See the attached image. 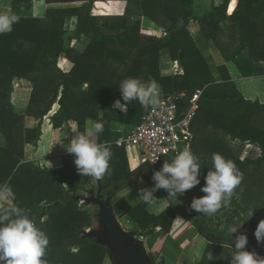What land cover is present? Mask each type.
I'll list each match as a JSON object with an SVG mask.
<instances>
[{
    "label": "trees",
    "instance_id": "obj_1",
    "mask_svg": "<svg viewBox=\"0 0 264 264\" xmlns=\"http://www.w3.org/2000/svg\"><path fill=\"white\" fill-rule=\"evenodd\" d=\"M35 1L41 0H12V13L20 18L19 23L10 33L0 34V134L7 141L6 147H0V197L10 192L12 206L25 210L47 235L49 245L43 257L47 264H103L108 248L84 238L92 219L80 207L78 194L86 189L77 184L75 169L64 166L51 171L26 162L25 145H37L42 130L25 129L24 116L12 103L17 80L33 85L27 115L37 121L48 119L52 131H61L71 141L85 131L88 121L104 123L96 142L111 145L109 185L133 175L142 178L140 172L128 170L126 149L117 147L120 134L112 130L113 123L140 125L151 109L138 99L124 101L121 83L130 77L140 78L144 84L154 80L165 95L201 92L197 116L201 113L203 121L223 130L232 141L257 145L261 157L250 163L257 169L264 165V128L257 124L260 114L264 115V103L246 98L225 66L218 68V80L188 30V23H198L205 40L213 42L227 62L248 51L262 64L264 74V0L213 3L203 17L194 12L195 0H133L166 30L157 37L142 36L139 24L126 16L113 15V19L100 22L95 4L108 0H44L49 8L44 19L23 16ZM69 17L81 21L74 31L64 29ZM84 36L92 38L80 52L72 42ZM165 52L177 69H184L183 76L161 75L160 60ZM62 57L70 64L68 70L59 65ZM118 100L126 105V112L115 108ZM151 182L149 179L142 186ZM109 185L104 186L106 191ZM117 195L115 189L108 197L115 200ZM113 206L119 217L137 223L141 236L162 232L149 255L153 263L160 260L170 237L173 213L167 210L154 216L144 202L133 206L126 199L113 202ZM242 219L251 227L259 224L257 219Z\"/></svg>",
    "mask_w": 264,
    "mask_h": 264
},
{
    "label": "crops",
    "instance_id": "obj_2",
    "mask_svg": "<svg viewBox=\"0 0 264 264\" xmlns=\"http://www.w3.org/2000/svg\"><path fill=\"white\" fill-rule=\"evenodd\" d=\"M223 1L224 0H195L193 9L196 16L203 17L204 14L210 10L213 3L219 5ZM194 23L193 32H191V29L189 28L188 30L214 76L220 80L218 68L225 66L232 81L236 83L241 93L246 98L250 100H259L261 103H264V74L261 67L262 64L257 63L248 51L243 53L235 61L227 62L215 44L205 40L201 33L199 24L196 22ZM65 61L66 59L64 62ZM59 65L61 66L60 63ZM61 67L63 68V66ZM160 72L164 77L184 75V69H177L166 52L163 53L160 60ZM32 92L33 85L29 81L17 80L15 82V90L12 94V103L17 113L24 116L25 129L33 130L40 127L42 130V136L37 142V145H25L24 156L26 162H32L35 167H42L51 171L60 170L64 168V166H68L71 169H75V173L78 174V166L75 164L76 157L74 154L67 152V148L72 142L71 139L63 137L61 131H52L48 119L37 121L35 118L27 115ZM161 93H163V91L159 88V100L161 99ZM120 105L122 104L120 103ZM115 108L122 112L127 111V108L126 111L121 110L120 106L116 104ZM91 122L92 121H88L87 126H89ZM134 127L136 126L127 127L121 123L112 124V130L120 134L119 140L125 137V135L128 134ZM92 139L96 142V137H93ZM6 145V139L0 134V147H6ZM125 149L128 170L131 174H136L138 169L142 167L143 162H141L142 160H138L133 153H130L134 152L133 149ZM193 149L194 143L192 146V152ZM130 154L133 155L132 157L135 165L134 169H131L128 165L130 161L129 158L131 156ZM171 161L172 160L169 159L166 160L168 163H171ZM157 194L159 195L157 197L155 212L152 211L154 206L149 208L151 209L150 211L156 216H160L167 210L174 215L170 237L162 253L165 264H200L205 262L204 259L207 256V252L210 247H213L210 250V252L212 251L213 253V259L207 262V264H218L220 261V264H232V257L236 253L235 240L240 235H246L248 238V243L245 246V249L250 252L257 253L260 258L264 259V243H258L254 235L258 225L251 227L245 221H241L242 218L240 219L236 214L230 215V213L227 218V210H225V207H222L215 214H212L211 220H202L200 218V212L192 209L190 205L187 204L185 198L181 201L179 199L176 200L174 205H172L165 195L159 192H157ZM206 195L208 194L205 192V196ZM13 200L14 196L10 192L5 191L0 197V207L7 205L12 206ZM194 215L197 217V220L193 218ZM203 221L207 224L212 223L216 226V228L214 227L211 231L214 232L217 230L221 240H215L217 242L215 245L210 242L211 238L207 237V234L201 231ZM248 221L251 222L252 220ZM232 225H240L237 227V231L235 233H230L228 231V227ZM161 235L162 232H157V241ZM258 244L260 245L262 251H258ZM222 257L225 258L222 259Z\"/></svg>",
    "mask_w": 264,
    "mask_h": 264
},
{
    "label": "clouds",
    "instance_id": "obj_3",
    "mask_svg": "<svg viewBox=\"0 0 264 264\" xmlns=\"http://www.w3.org/2000/svg\"><path fill=\"white\" fill-rule=\"evenodd\" d=\"M19 19L15 13L0 12V34L10 33L13 25L19 23ZM121 90L126 102L138 99L145 108L149 105L154 108L159 104V88L154 80L144 84L140 78H126L121 83ZM116 105L126 111V105H120L119 100L116 101ZM103 131L104 123L91 122L83 133L77 134L67 148V152L76 157L78 173L96 180H102L109 172V161L112 157L111 145L97 143L92 139ZM212 165L214 171L208 173L205 178L206 186L202 188V191L208 195L194 199L191 205V208L197 212L208 215L215 214L229 204L234 190L243 179V174L235 163L220 153L212 154ZM199 174V157L194 155L190 148L185 147L176 152L171 163H164L162 171L155 173L153 177L157 181L155 189L149 192L142 190L140 200L150 207L154 206L157 201L153 197V192L159 188L169 191L175 198L177 194H183L185 190L199 184ZM252 215L253 211H248L247 220ZM239 226H229L228 231L235 233ZM254 235L258 243H264V220L259 222ZM247 243L246 235L236 238V253L232 257V264H264V259L257 253L245 249ZM48 245L47 235L36 226L25 210L17 206L0 208V264H47L43 257ZM207 259H213L211 253L207 254Z\"/></svg>",
    "mask_w": 264,
    "mask_h": 264
},
{
    "label": "rangeland",
    "instance_id": "obj_4",
    "mask_svg": "<svg viewBox=\"0 0 264 264\" xmlns=\"http://www.w3.org/2000/svg\"><path fill=\"white\" fill-rule=\"evenodd\" d=\"M12 0H0V12H11L12 13ZM205 7V6H204ZM95 13H97L100 17V22H105L108 19H113V15H121L122 17L126 16L131 23H138L140 26V34L142 36H163L162 32L166 30L157 26V24L147 15L149 14L148 9H145L144 6L137 4L133 0H108V3L104 1H100L99 3L95 4ZM8 9V10H7ZM49 8L47 7L44 0L35 1L33 3V8L30 11L24 10L23 16L35 19H44L46 17L47 11ZM81 24V21L77 17H69L65 20L64 29L67 31H74L77 29ZM194 21L188 23V28L191 29L193 32L194 29ZM165 32H163L165 34ZM91 36H84L80 41H73L72 46L83 52L87 46L91 42ZM65 58L62 57L59 60L61 66L64 69L68 70L70 68L69 62L67 60L64 62ZM264 114V113H263ZM262 117L257 118V124L261 125L264 128V115L260 114ZM201 113L196 116L195 123L192 126V132L194 136V140L191 144V151L192 146L194 143L193 154L199 157V164H200V174L198 179L200 183L194 186L192 189L185 190L183 194H177L176 197H172L169 191L159 188L156 189L153 193L154 199L157 201V197L159 194L157 192L165 195L172 205L176 202V200H182L183 198L186 199L187 204L192 205L194 199L202 198L205 196V192L202 191V188L206 186V176L210 171H214V167L212 165V154L213 153H220L226 159L233 161L239 171L243 174V179L241 184L237 186L234 190V194L230 200V204L227 205L225 210H227L226 216L228 218L229 214H236L240 219L244 218L247 219V212L253 211V215L251 217L252 220L259 218L258 216L264 215V165H262L259 169L255 168L253 164L250 162L255 161L256 159L261 157V150L260 148L248 142H242L241 140L232 141L229 136H227L223 130L216 128L212 124H208L207 122L201 119ZM25 126V123H24ZM252 148H251V147ZM133 153L138 160H142V167L138 169L142 178L135 179L136 176H132L129 179H124L119 181L115 185H109L110 180L112 177L110 173L113 169H109V172L104 176L101 180L102 187L109 185L107 191L105 192L104 196H108L112 194L113 191L118 190V195L113 202H117L120 199H126L130 202L131 205L137 206L142 201L140 200V196L142 195V190L144 192L153 191L155 189L157 181L153 179L156 172L152 171L149 167L148 163H146L145 156L142 151L138 149H134ZM129 163L131 169L135 168L133 155L130 154ZM245 161H248L245 163ZM166 160L164 161V163ZM159 171H162L163 165ZM124 171L123 166L120 168ZM121 171V170H120ZM157 171V172H159ZM118 171H115V173ZM168 174H166L167 176ZM76 182L79 186L84 187L86 190L79 192V197L90 198L88 192L97 191L98 181L89 176H83L81 174H77L75 176ZM151 180L152 184L149 186H142V184H146L148 180ZM155 194V195H154ZM79 200V199H78ZM140 200V201H139ZM80 201L81 209L85 210L90 214L92 219V225L85 229L86 233H90L92 231H99L101 228L100 224V211L94 205H88L85 201ZM105 201V200H104ZM139 201V202H138ZM157 204V202H156ZM154 205L152 211L155 212ZM114 207V206H113ZM150 206L147 205L146 210L149 214L154 215L149 209ZM115 210V208H114ZM202 220H211L212 215L199 213ZM117 215V214H116ZM118 216V215H117ZM156 216V215H154ZM119 222L123 226L125 230L128 232H139V227L137 223L131 219L130 217H119ZM194 219L197 217L194 215ZM199 218V219H200ZM197 220V219H196ZM199 221V220H198ZM243 221V219L241 220ZM203 227L201 226V231L207 234V237L211 238L210 242L214 245L217 243L216 241L221 240L218 231H211V229L216 228V226L212 223H205L202 222ZM209 230V231H208ZM157 233L148 238H145L141 235L140 239L144 241L148 253L150 255L151 249L153 245L157 243ZM216 240V241H215ZM224 241V240H223ZM222 242V241H221ZM252 242V241H251ZM224 243V242H222ZM256 244V243H254ZM212 246V244H211ZM258 251H262L260 245ZM210 247L207 251L210 252ZM207 252V254H208ZM163 253V252H162ZM213 256L212 251L210 252ZM225 257H222V259ZM161 260L164 261L162 255L160 260L153 264H160ZM205 264L210 260L207 259V256L204 259ZM153 262V261H152ZM221 261L218 263L220 264ZM103 264H116L114 261V254L111 250H107L106 256L104 259ZM165 264V263H163ZM203 264V263H200Z\"/></svg>",
    "mask_w": 264,
    "mask_h": 264
},
{
    "label": "built area",
    "instance_id": "obj_5",
    "mask_svg": "<svg viewBox=\"0 0 264 264\" xmlns=\"http://www.w3.org/2000/svg\"><path fill=\"white\" fill-rule=\"evenodd\" d=\"M196 92L186 112L183 108L187 94L161 93L158 106H152L142 123L120 139L117 147L142 151L154 172L161 169L165 160L174 159L176 152L185 147L191 149L192 126L199 112L201 96V92Z\"/></svg>",
    "mask_w": 264,
    "mask_h": 264
},
{
    "label": "water",
    "instance_id": "obj_6",
    "mask_svg": "<svg viewBox=\"0 0 264 264\" xmlns=\"http://www.w3.org/2000/svg\"><path fill=\"white\" fill-rule=\"evenodd\" d=\"M196 94L197 92L193 91L186 95L183 112L189 108ZM98 187L97 197L95 191H91L88 192L90 198H79L88 205H94L100 211L102 230L85 233L84 238L111 250L116 264H153L144 241L140 239L139 232L125 230L116 215L113 200L108 197L103 201L102 192L106 190V187H102L101 180H98ZM262 220H264V215L255 222L259 223Z\"/></svg>",
    "mask_w": 264,
    "mask_h": 264
},
{
    "label": "flooded vegetation",
    "instance_id": "obj_7",
    "mask_svg": "<svg viewBox=\"0 0 264 264\" xmlns=\"http://www.w3.org/2000/svg\"><path fill=\"white\" fill-rule=\"evenodd\" d=\"M97 192H98V189H97V191L95 192V194H96V197H97ZM106 192V190H104L103 192H102V197H103V201L104 200H106L107 198H108V196H104V193ZM100 230H102V227L100 228Z\"/></svg>",
    "mask_w": 264,
    "mask_h": 264
}]
</instances>
